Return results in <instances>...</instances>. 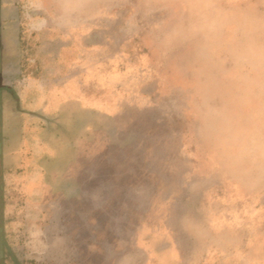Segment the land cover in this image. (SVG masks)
Segmentation results:
<instances>
[{
    "label": "rangeland",
    "instance_id": "obj_1",
    "mask_svg": "<svg viewBox=\"0 0 264 264\" xmlns=\"http://www.w3.org/2000/svg\"><path fill=\"white\" fill-rule=\"evenodd\" d=\"M0 213L21 264H264V0H0Z\"/></svg>",
    "mask_w": 264,
    "mask_h": 264
},
{
    "label": "crops",
    "instance_id": "obj_2",
    "mask_svg": "<svg viewBox=\"0 0 264 264\" xmlns=\"http://www.w3.org/2000/svg\"><path fill=\"white\" fill-rule=\"evenodd\" d=\"M70 92H71V89H70ZM68 96H71V93H69L68 92V94H65L64 96H61L58 100H60V99H64V98H66V97H68ZM84 102L86 103V102H88L87 101V99H85L84 100ZM90 102V101H89ZM27 108H29V107H27ZM28 110H30V109H28ZM21 133H23L24 132V129H21V131H20ZM24 137L22 136V142H21V144L19 145L20 147H19V150H20V152H19V156H20V162H21V165H24V164H28L27 162H28V157L26 156V160H27V162H24V158H23V155H24V151H23V149H27L25 146V143H24ZM71 149H69V147H68V145H62V147L61 148H59V149H55V151L56 150H59L58 151V154H55L57 157H62V155H63V153H59L60 152V150H63V152H65V151H70V150H72V147H70ZM40 148L38 147V150H39ZM10 150H12V149H9L8 147H5L4 148V153H5V155H8L9 153H10ZM50 151V152H49ZM40 152V151H39ZM44 152L45 153H38V151L36 152V153H34L33 155H32V159L33 160H36V161H34V164L35 165H39V164H41L42 162L39 160L40 159V157H41V159L42 158H44V156H49V154H52V155H54V150H53V148H51V147H48V146H45L44 147ZM71 153V152H70ZM40 155V156H39ZM65 155V154H64ZM45 159V158H44ZM21 177H29L28 175H23V174H21ZM36 177H40V175H36Z\"/></svg>",
    "mask_w": 264,
    "mask_h": 264
},
{
    "label": "trees",
    "instance_id": "obj_3",
    "mask_svg": "<svg viewBox=\"0 0 264 264\" xmlns=\"http://www.w3.org/2000/svg\"><path fill=\"white\" fill-rule=\"evenodd\" d=\"M1 220L2 217L0 213V264H6L4 260L7 258H10L12 264H21L12 256V251L3 238ZM29 264H31V262Z\"/></svg>",
    "mask_w": 264,
    "mask_h": 264
}]
</instances>
